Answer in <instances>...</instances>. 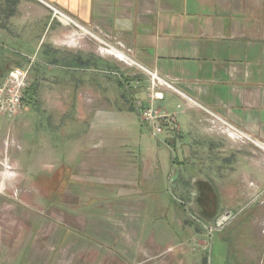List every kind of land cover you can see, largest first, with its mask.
<instances>
[{"label":"rangeland","instance_id":"rangeland-1","mask_svg":"<svg viewBox=\"0 0 264 264\" xmlns=\"http://www.w3.org/2000/svg\"><path fill=\"white\" fill-rule=\"evenodd\" d=\"M46 51L39 49V64L20 56L18 68H30L31 88L25 112L12 123L2 121L0 184L6 190H0V204L14 203V212L29 221L43 216L58 222L61 237L77 235L74 253L102 249L117 254V264H244L259 204L241 208L260 191L250 184L220 185L222 220L216 224L204 216L200 183L214 189L228 177L211 175L208 167L215 161L206 147L185 136L186 101L165 91L154 109L168 121L161 120L162 133L154 136L140 107L151 99L148 72L130 61L120 62L116 75L85 72L90 65H58L44 57ZM5 152L12 167L6 180ZM230 202L238 207L226 215L224 204ZM8 215L0 208V227ZM7 237L2 241L10 246ZM245 261L259 264V256ZM0 264L43 263L21 249L1 254Z\"/></svg>","mask_w":264,"mask_h":264},{"label":"crops","instance_id":"crops-1","mask_svg":"<svg viewBox=\"0 0 264 264\" xmlns=\"http://www.w3.org/2000/svg\"><path fill=\"white\" fill-rule=\"evenodd\" d=\"M102 40L144 72L157 73L186 101L185 136L201 149L206 147L215 161L208 167L211 175L228 177L218 179L212 189L216 200L210 222L217 224L223 218L217 192L225 189L220 185L236 182L247 189L250 184L260 191L241 209L259 204L244 253L245 259L256 255L264 264L260 215L264 208L260 200L264 196V0H0V84L11 65L23 63L20 56H32L31 61L39 64V49L44 46V57L52 63L73 65L72 69L88 64L90 70L85 72L116 75L123 60L102 51ZM11 175L5 172L3 178ZM4 189L3 182L0 190ZM227 204L226 215L234 213L238 205ZM0 208L9 214L8 223L0 227L5 230L0 231V255L9 257L25 249L43 264L118 263L117 254L102 249L74 253L77 235L61 237L59 223L52 219L29 221L27 214L14 212L9 201ZM7 236L15 245L2 241Z\"/></svg>","mask_w":264,"mask_h":264},{"label":"built area","instance_id":"built-area-1","mask_svg":"<svg viewBox=\"0 0 264 264\" xmlns=\"http://www.w3.org/2000/svg\"><path fill=\"white\" fill-rule=\"evenodd\" d=\"M57 16L64 21L67 22L71 21L69 17L63 14H61V16L59 15ZM87 33L92 34L91 32H87ZM101 43H102V51H106V52L110 51L111 54H114L116 57L119 58L118 54L122 53L120 50L112 47L110 44H108L103 40ZM126 57L127 59H122V60L130 61L132 64L136 65L135 62L129 56L126 55ZM29 69L23 70L18 67H14L10 69L6 77L0 84V131L2 128L3 120L12 123L25 112V108H26L24 102L25 92L31 88ZM148 73L152 76V83H151V87L149 88L150 91L149 96L151 99L148 106L146 107H144L143 105L140 106L141 108L144 109L142 120L149 123L153 135L158 136L159 134L162 133V128L160 127L161 120L167 122L168 119L166 115L162 114L161 111L154 109L155 103L158 101H163L165 99V91L171 89L168 87L170 85L167 82L166 85H161L160 83H158L157 79L161 77L157 73L149 72V71ZM154 75L156 76L157 79L154 78ZM162 86H164L165 88ZM238 132L239 131H237L236 133ZM238 134L239 136L242 137L241 132H239ZM10 160H11L10 154H8V152H5L4 161L1 163L4 168L3 170L5 172H11L12 170V167L10 165Z\"/></svg>","mask_w":264,"mask_h":264},{"label":"flooded vegetation","instance_id":"flooded-vegetation-1","mask_svg":"<svg viewBox=\"0 0 264 264\" xmlns=\"http://www.w3.org/2000/svg\"><path fill=\"white\" fill-rule=\"evenodd\" d=\"M200 191H199V198H200V204L203 207V214L204 216L210 215V212L214 210L215 206V193L212 190V187L210 184H200Z\"/></svg>","mask_w":264,"mask_h":264},{"label":"bare ground","instance_id":"bare-ground-1","mask_svg":"<svg viewBox=\"0 0 264 264\" xmlns=\"http://www.w3.org/2000/svg\"><path fill=\"white\" fill-rule=\"evenodd\" d=\"M120 57H122L123 59H127L126 55L123 54V53H119L118 54ZM154 78H156V76L154 75ZM157 79V78H156ZM158 80V83H160L161 85H166V81H164L163 79L159 78L157 79ZM170 89H172V87L168 86ZM192 102V101H190ZM195 105V104H194ZM197 105V104H196Z\"/></svg>","mask_w":264,"mask_h":264},{"label":"trees","instance_id":"trees-1","mask_svg":"<svg viewBox=\"0 0 264 264\" xmlns=\"http://www.w3.org/2000/svg\"><path fill=\"white\" fill-rule=\"evenodd\" d=\"M9 72V71H8Z\"/></svg>","mask_w":264,"mask_h":264}]
</instances>
